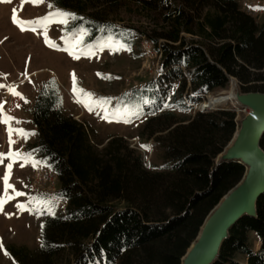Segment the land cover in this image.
Returning <instances> with one entry per match:
<instances>
[{
  "label": "trees",
  "instance_id": "obj_1",
  "mask_svg": "<svg viewBox=\"0 0 264 264\" xmlns=\"http://www.w3.org/2000/svg\"><path fill=\"white\" fill-rule=\"evenodd\" d=\"M55 1L83 17L68 27L84 29L85 42L112 37L133 47L143 38L160 56L163 73L147 88L150 117L139 134L144 143L152 139L159 163L145 168L141 153L122 137H109L99 149L87 126L65 114L57 90L41 89L32 109L33 147L66 207L41 224L36 251L11 245L9 255L17 264H181L245 168L215 163L236 131L233 109L186 120L176 111L226 89L230 78L241 93L264 94V20L242 12L243 0H134L139 13L158 16L143 30L120 19L123 0ZM167 105L171 109L159 112ZM259 145L264 151V134ZM212 264H264V193L256 216H243L229 229Z\"/></svg>",
  "mask_w": 264,
  "mask_h": 264
},
{
  "label": "rangeland",
  "instance_id": "obj_2",
  "mask_svg": "<svg viewBox=\"0 0 264 264\" xmlns=\"http://www.w3.org/2000/svg\"><path fill=\"white\" fill-rule=\"evenodd\" d=\"M254 2H259V8L264 9V0ZM49 4H52L53 8L50 9ZM123 4L120 19L129 27L145 30L152 26L154 19L158 17L152 13L151 16L139 13L134 0H123ZM13 9H16L18 19L22 21L37 20L50 11L63 10L55 0H44V3L39 5L22 3V0H11L10 3L0 0V85L14 86L27 100L25 102L24 99L13 96L8 88L4 87L0 88V104H3L7 115L15 118L11 122L12 128L35 133L27 139L13 133L12 140L15 143L10 146L7 125L0 123V153L7 154L10 148L13 152H31L33 159L41 162L36 167L31 163H25V166L21 167L19 161L13 164L9 183L25 195L8 201L0 212V242L3 243V248L0 249V264H17L8 252L11 245L25 246L32 252L36 251L41 224L49 216L62 213L66 207L55 201L57 181H50L52 172L33 147L36 129L32 122V109L41 89L57 90L65 114L73 116L75 120L87 126L93 141L100 144L99 149L106 144L109 137H122L130 148L141 153L145 168L149 167L150 162L159 163L155 159L152 139L144 143L139 138L144 122L150 117L147 109L151 106V98L147 88L149 83L163 73L159 63L160 56L152 47L143 38H137L133 47H127L112 37L85 42L86 31L81 37L79 30L69 29L71 19L66 25L51 23L47 26L49 42L55 45L50 47L45 43L44 29L39 24L34 25L36 31H21L20 27L12 22ZM255 20L257 23L264 20V10H258ZM78 40H82V43L76 46ZM66 48L68 51L64 50ZM73 51L79 56L78 59L70 54ZM25 72L27 78L22 75ZM73 73L77 89L75 93ZM186 77L189 80L188 74ZM80 89L91 93L92 97L83 96L79 92ZM176 89L177 84L171 94ZM188 89L189 84L182 94L183 98L190 93ZM227 93H233L234 96L242 94L236 79L230 78L226 89L213 91L196 105L185 101L191 110H177L178 119H188L202 110L201 103ZM169 99L170 97L166 99V103ZM86 103H91L92 110L85 106ZM233 106L226 101L203 109L202 112L219 108L233 109L238 131L241 120L249 110H241L236 100ZM166 109L171 108L167 105L159 112ZM106 115L107 119L104 118ZM141 145H149L150 150ZM9 162L5 159L4 163L0 164V178L3 177ZM3 191L4 184L0 179V194H3ZM9 193L13 194L12 189H9ZM18 204L25 205L26 210L18 209ZM250 238L255 242L253 236ZM254 246L257 248L258 243L255 242ZM239 261L243 263L241 259Z\"/></svg>",
  "mask_w": 264,
  "mask_h": 264
},
{
  "label": "water",
  "instance_id": "obj_3",
  "mask_svg": "<svg viewBox=\"0 0 264 264\" xmlns=\"http://www.w3.org/2000/svg\"><path fill=\"white\" fill-rule=\"evenodd\" d=\"M236 101L241 110L249 111L215 163L236 162L245 168L244 174L208 214L181 264H212L229 229L243 216H256V201L264 193V151L259 145L264 134V94L242 93Z\"/></svg>",
  "mask_w": 264,
  "mask_h": 264
},
{
  "label": "snow or ice",
  "instance_id": "obj_4",
  "mask_svg": "<svg viewBox=\"0 0 264 264\" xmlns=\"http://www.w3.org/2000/svg\"><path fill=\"white\" fill-rule=\"evenodd\" d=\"M5 2L10 3L11 0H5ZM22 3H32L34 5H39L41 3H44V0H22ZM48 7L51 9V8H53V5L49 4ZM255 10H264V9H260L259 7H257ZM56 18H59V19H56ZM70 19L83 20V17H77L75 13L67 12V11L60 10V9H56L55 11H50L46 16L37 18V20H33V21L19 20L17 14H16V9H13V14H12V22L14 24H16L18 27H20L21 31H36V27H34V25L39 24L44 29L43 35L45 37V43L49 44L50 47H55V45H53L49 42V38H48L47 32H46L47 26L51 23H61V24L66 25ZM25 25H29L31 27H26ZM84 31L85 30L82 28L79 30V34L81 35V37H82ZM81 43H82V40L76 41V46H79ZM76 46H74V48ZM64 50L68 51L67 48ZM80 50L82 51L83 49H80ZM70 54L74 55V58H77V59L79 58V56H76L74 54V51L70 52ZM0 75H2V74H0ZM22 75H24L27 78V72L23 73ZM98 75H101V74L98 73ZM73 81H74L73 92L75 93L77 91V89L75 88V73H73ZM4 87H7L8 91L13 96L20 97L21 99H24L25 102H27L26 98H24L23 95L20 92H18L14 86L0 85V88H4ZM79 92L83 96H86L88 98L92 97L91 93H85V91L83 89H80ZM78 102H82V101H78ZM85 106L88 107L89 110H92L91 109V103H86ZM17 107H19V105H17ZM105 111H107V110L105 109ZM104 118L107 119L108 118L107 115ZM13 120H15V118L7 115V113L4 112V110H3V104H0V123H4L5 125H7V131H8V135H9V145L10 146L15 143V141L12 140L13 133L23 137L24 139H27L28 136H30V135H35L34 132L29 133V132L25 131L24 129L12 128L11 122ZM17 123H20V121H17ZM141 147L150 150L149 145H141ZM5 159L9 160L10 162L6 165V170H5L3 177L0 178L3 180V184H4L3 194H0V212L3 211L4 205L8 201L15 199V197H17V196L25 195V193L17 191L15 189L14 185L9 183V181L11 179V171H12L13 164L19 161V162H21L20 163L21 167H24L25 163H31L33 167H36L39 163H41V162L33 159L31 152H28V153H22L19 151L13 152V151H11V148L7 154L0 153V164H3ZM9 189H12L13 194L9 193ZM33 200H36V198H33ZM45 203H47V202H45ZM17 208L20 210H26V207L23 204H18ZM2 248H3V243L0 242V249H2ZM5 254L7 255L6 251H5Z\"/></svg>",
  "mask_w": 264,
  "mask_h": 264
},
{
  "label": "built area",
  "instance_id": "obj_5",
  "mask_svg": "<svg viewBox=\"0 0 264 264\" xmlns=\"http://www.w3.org/2000/svg\"><path fill=\"white\" fill-rule=\"evenodd\" d=\"M259 2H254V0H243L241 3H240V8H241V11L252 16L253 18H256L257 17V14H258V10H255L257 7H259L258 5ZM260 13V12H259ZM50 181H56V178L54 176V174L52 173L51 176H50ZM57 203H60L62 206H66V201L63 199V198H59V197H56V200H55Z\"/></svg>",
  "mask_w": 264,
  "mask_h": 264
},
{
  "label": "bare ground",
  "instance_id": "obj_6",
  "mask_svg": "<svg viewBox=\"0 0 264 264\" xmlns=\"http://www.w3.org/2000/svg\"><path fill=\"white\" fill-rule=\"evenodd\" d=\"M228 100H230L232 105H234V100H236V96H234L233 93H227V94H224L223 96H219L217 98H211V99H208L207 102L201 103V107L209 108L210 106H212L214 104L224 103Z\"/></svg>",
  "mask_w": 264,
  "mask_h": 264
},
{
  "label": "crops",
  "instance_id": "obj_7",
  "mask_svg": "<svg viewBox=\"0 0 264 264\" xmlns=\"http://www.w3.org/2000/svg\"><path fill=\"white\" fill-rule=\"evenodd\" d=\"M257 248H258V246H257Z\"/></svg>",
  "mask_w": 264,
  "mask_h": 264
}]
</instances>
